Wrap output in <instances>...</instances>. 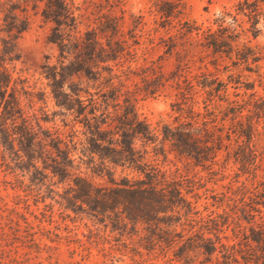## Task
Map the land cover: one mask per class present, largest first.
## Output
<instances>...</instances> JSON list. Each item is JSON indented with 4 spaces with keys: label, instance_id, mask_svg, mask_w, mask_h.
I'll return each mask as SVG.
<instances>
[{
    "label": "rangeland",
    "instance_id": "obj_1",
    "mask_svg": "<svg viewBox=\"0 0 264 264\" xmlns=\"http://www.w3.org/2000/svg\"><path fill=\"white\" fill-rule=\"evenodd\" d=\"M74 1L83 14L81 30L111 19L118 22L116 36L124 41L125 50L112 63L114 72L129 90L157 87L154 93L137 94L139 113L152 128L192 121L223 138L216 156L203 162L177 154L169 142L165 152L158 142L148 144L146 159L168 178L184 180V193L198 210L194 217L208 222L212 232L206 230L207 236L214 238L217 233L222 243L236 250L235 259L225 258L220 244L213 255L195 248L181 255L179 247L194 234L187 223L177 226L184 239L175 237L170 244L164 239L152 241L154 234L146 224L116 226L113 213L99 220L85 204L84 210L73 206V182H61L51 172L43 177L22 169L0 141V264H257L254 254L260 247L249 237L252 229L264 226V60L244 63L238 61L236 51L215 54L206 39L217 30L216 19L226 11L235 13L240 0ZM169 1L180 3L182 14L163 22L158 4ZM42 8L43 4L29 6L22 13L29 17L30 27L18 39L21 59L11 65L14 76L25 78L27 89L34 92L33 97L24 96L23 104L29 110L33 98L38 115L43 116L44 110L50 116L51 121L42 123L66 141L73 140L78 173L96 184H107L108 175L99 177L91 171L99 159L91 162L85 153L90 136L86 121L56 106L52 98L44 65L58 64L60 57L57 45L48 40L53 23L42 18ZM250 25L241 15L234 26L241 31ZM258 26L262 29L258 36L245 31L240 41L264 56V17ZM101 37L106 42L108 37ZM103 82L77 74L66 88L75 83L84 99L91 97L86 92L90 91L102 103L99 91L107 89ZM43 89L45 99L38 100ZM105 108L103 104L97 116ZM108 110L116 113L111 105ZM249 121L256 130L250 142L239 135ZM137 145L143 149L141 141ZM38 165L43 166L41 161ZM125 175L138 174L116 169L117 179Z\"/></svg>",
    "mask_w": 264,
    "mask_h": 264
},
{
    "label": "trees",
    "instance_id": "obj_2",
    "mask_svg": "<svg viewBox=\"0 0 264 264\" xmlns=\"http://www.w3.org/2000/svg\"><path fill=\"white\" fill-rule=\"evenodd\" d=\"M161 2L158 11L164 18L163 22L182 14L180 3ZM40 4H43L42 18L53 23L48 40L59 49V63L44 65L52 98L56 106L74 111L77 118L86 121L90 136L84 150L91 157V162L98 157L99 163H95L91 171L99 177L108 175L107 184H96L81 171L78 173L73 140L66 141L58 132H53L42 123L51 121L50 116L42 109L43 116L38 115L33 108V98L29 99V110L23 104L24 96L33 97L34 92L27 89L25 78L14 76L15 70L11 65L21 59L18 39L30 27L29 17L22 13L29 6L37 8ZM80 10L74 0H0V141L4 152L11 155L15 163L21 164L22 169L32 170L43 177L51 172L61 182H73V206H81L79 208L84 210L85 204L87 212L99 220L113 213L116 226L146 224V228L154 234L152 241L164 239L170 244L175 237L184 239L177 226L187 223L194 229V234L179 247L181 255L188 254L194 248L213 255L220 244L223 256L235 259L236 250L222 243L217 233L214 238L207 236L206 230L207 233L212 232L208 222L194 217L198 210L194 202L186 197L188 192L184 193V180L168 178L157 165L146 159L148 144L158 142L165 152V143L169 142L171 150L177 154L197 163L203 162L216 156V150L223 145V138L221 135L215 138L205 125L199 128L192 121L175 126L164 124L160 130L152 128L139 113L137 94L142 91L145 95L154 93L157 87L129 90L120 75L114 72L112 63L125 50L124 41L116 36L119 32L118 22L111 19L100 27L87 26L81 30L83 14ZM241 15L248 18L250 29L238 31L234 26ZM263 17L264 0H240L235 13L226 11L216 19L218 27L207 34V46L215 54L236 51L238 61L244 63L264 60L259 52L240 41L245 31L251 32L254 37L261 33L258 24ZM228 18L233 22L229 23ZM188 30L192 31L193 26ZM102 35L108 37L106 42L102 40ZM77 74H83L90 80H104L107 89L99 91L102 103L90 91L86 92L91 97L84 99L80 93L82 89L76 87L75 83L67 87L68 91L67 81ZM115 79L118 81L115 82ZM46 93L44 89L39 91L38 100H44ZM103 104L106 108L97 116ZM110 105L116 113L108 110ZM255 131L253 122L249 121L239 135L250 142ZM227 138L230 139V136ZM138 141L142 142L143 149L138 147ZM39 161L43 164L42 168L38 165ZM118 167L132 169L138 175L132 178L125 175L117 179L115 173ZM197 225L198 229H195ZM252 230L249 238L260 247V251L254 254L256 262L264 264V226L261 224L259 229ZM171 234L172 237L169 236ZM155 235L157 237L154 238Z\"/></svg>",
    "mask_w": 264,
    "mask_h": 264
}]
</instances>
